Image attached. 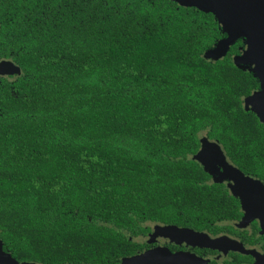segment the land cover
<instances>
[{
  "label": "trees",
  "instance_id": "trees-1",
  "mask_svg": "<svg viewBox=\"0 0 264 264\" xmlns=\"http://www.w3.org/2000/svg\"><path fill=\"white\" fill-rule=\"evenodd\" d=\"M211 11L174 0H0V241L17 262L119 264L148 223L216 235L237 199L191 159L203 134L264 180L259 88Z\"/></svg>",
  "mask_w": 264,
  "mask_h": 264
},
{
  "label": "water",
  "instance_id": "water-1",
  "mask_svg": "<svg viewBox=\"0 0 264 264\" xmlns=\"http://www.w3.org/2000/svg\"><path fill=\"white\" fill-rule=\"evenodd\" d=\"M180 4L196 7L198 10L214 14L221 32L225 37L207 53L205 59H222L240 38H244L245 48L240 54L233 57L234 65L242 71L250 70L253 77L259 82V89L254 91L243 101L244 109L255 112L260 122L264 125V0H174ZM1 75H19L20 69L8 60L0 62ZM200 149L192 156V160L203 162L209 151L219 166V171H211V167L204 166V171L211 173L215 183H221L222 178L230 181L228 187L234 198L238 199L242 209L246 210L245 217L238 223L239 228H244L253 218V209L263 211L264 200L259 201L256 192L260 182L245 176L234 165L230 164L220 145L210 142L206 136L199 139ZM210 175V174H209ZM217 175H220L216 178ZM152 231L146 239L147 243L155 242L157 237H166L175 242L186 241L188 244L203 245L207 248L238 251L251 255L253 264H264V254L254 250L244 249L237 241L225 236L211 238L204 232L179 228L173 225L152 223ZM264 224V220H263ZM0 264H40L35 262H17L8 253L4 252L0 243ZM119 264H206V261L189 252H171L164 247H155L132 256L124 257Z\"/></svg>",
  "mask_w": 264,
  "mask_h": 264
},
{
  "label": "flooded vegetation",
  "instance_id": "flooded-vegetation-1",
  "mask_svg": "<svg viewBox=\"0 0 264 264\" xmlns=\"http://www.w3.org/2000/svg\"><path fill=\"white\" fill-rule=\"evenodd\" d=\"M238 41H241L242 47H240V48L243 50L246 46L244 44V38H240ZM235 55L236 54H234L232 56V61H233V57H235ZM2 60H4V59H1L0 62ZM245 72L250 73V70H246ZM250 74H252V73H250ZM16 77H18L16 74L2 75V76H0V82L2 79H7L11 82L12 80H15ZM202 136H205V135H201L199 137V139ZM209 141L214 142V140H211V139H209ZM199 149H200V142H199V147H198V150L196 151V153L199 151ZM221 149H222V147H221ZM222 151H223L227 161L230 164H232L230 162V160L228 159V157L225 154L223 149H222ZM206 153L208 154V156L203 160V162L197 161V160H193V161H196L197 164L203 170H204V166L206 165L208 167H211L210 169L212 172L215 170L219 171V166L216 164L215 160L213 159V155L209 151H207ZM191 159H192V156H191ZM208 175H209V179H207V181H206L207 184L223 185V187L225 189H227L229 194L232 196L231 191L228 187V184H231L230 181L226 180L225 177H223L221 179L222 180L221 183L220 182L215 183V181H213L212 174L208 173ZM219 176L220 175H217L216 178H218ZM245 176L252 179V180H256V181L260 182V187H257L256 192H254V193L259 198L258 199L259 201L264 200V180L256 178V177L251 176V175L245 174ZM237 202H238V207H239V218L238 219L233 220V221H221L220 224H218L221 231L219 233H217L216 235L210 234L208 232H204V233H206L211 238H217V237H221V236L228 237L230 239L237 241L239 244H241V246L244 249L254 250L255 252H257L259 254H264V224H263L264 216H263V211H261L259 209H253V212H254L252 214L253 218L246 224V226L244 228H239V227H237L238 223L242 220L243 217H245V214L247 211L241 208L240 202L238 201V199H237ZM149 224L151 225L152 223H149ZM151 231H152V229L150 228L149 232L146 233V235L144 237L139 236L136 239L137 243L146 244L147 247L144 248L143 251H146L148 249H152L155 247H164V248H167L168 250H170L171 252H189V253H192V254L196 255L197 257L201 258L202 260L206 261V264H253V262H254V258L251 255L242 254L238 251L227 250L225 248L223 250H220L219 248L221 246H217L216 248H207V247H204L203 245H200V244L192 246V245L188 244V242H186V241L175 242V241L170 240L169 238H166V237H157L155 242L147 243L146 239H148V235L151 233ZM0 243H1V241H0ZM221 248H223V247H221Z\"/></svg>",
  "mask_w": 264,
  "mask_h": 264
},
{
  "label": "rangeland",
  "instance_id": "rangeland-1",
  "mask_svg": "<svg viewBox=\"0 0 264 264\" xmlns=\"http://www.w3.org/2000/svg\"><path fill=\"white\" fill-rule=\"evenodd\" d=\"M0 76H2V75L0 74ZM202 135H203V134H202ZM148 225H149L150 228H152V226H153V224L150 225L149 223H148Z\"/></svg>",
  "mask_w": 264,
  "mask_h": 264
}]
</instances>
